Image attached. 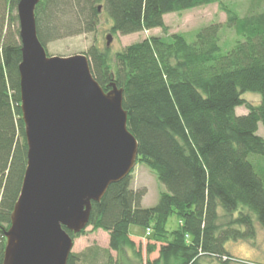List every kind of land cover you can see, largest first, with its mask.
<instances>
[{"label":"trees","instance_id":"1","mask_svg":"<svg viewBox=\"0 0 264 264\" xmlns=\"http://www.w3.org/2000/svg\"><path fill=\"white\" fill-rule=\"evenodd\" d=\"M251 2L244 16L221 0H41L35 8L42 46L93 33L98 6L111 19L110 33L122 36L161 29L164 15L218 4L225 25L240 39L221 53L220 24L204 26L188 43L181 34L149 37L123 48L110 61L108 51H86L92 76L104 92L111 83L122 90L127 129L138 145L136 163L147 166L166 188L155 206L142 208L147 190L132 189V173L111 184L92 202L88 227L108 235L105 250L71 253L67 264H126L128 248L140 264H243L228 242L253 241L264 234V0ZM0 0V264L10 217L27 166L21 118V44L17 6ZM247 92L258 105L245 103ZM242 106L247 113L236 115ZM179 225L167 231L168 217ZM224 220V226L220 224ZM150 229L156 242L148 255L130 239V227ZM72 240L83 236L66 231ZM159 244V245H158ZM158 245V246H157ZM112 253L116 256L113 259Z\"/></svg>","mask_w":264,"mask_h":264},{"label":"water","instance_id":"2","mask_svg":"<svg viewBox=\"0 0 264 264\" xmlns=\"http://www.w3.org/2000/svg\"><path fill=\"white\" fill-rule=\"evenodd\" d=\"M20 0L21 118L27 166L10 214L2 264H67L89 224L92 202L131 174L138 159L122 90L95 82L85 54L50 56L39 42L35 8ZM98 12L101 7L98 6ZM111 43V35L105 38Z\"/></svg>","mask_w":264,"mask_h":264},{"label":"rangeland","instance_id":"3","mask_svg":"<svg viewBox=\"0 0 264 264\" xmlns=\"http://www.w3.org/2000/svg\"><path fill=\"white\" fill-rule=\"evenodd\" d=\"M226 3L232 11H235L239 16H244L251 2L248 0H221ZM225 13L219 11L218 4L213 3L208 6H201L199 8H192L191 10L182 11L179 14L169 13L164 15V24L168 28L166 33H163L161 29L142 31L136 34H128L125 36L117 33L112 35L110 33L111 19L108 18L106 12L101 7L99 12V21L95 27L93 33H85L74 35V37L64 38L62 40H55L52 43H47L45 51L50 56H71L75 54H86V51L90 46H95L101 51H108L110 61L114 64L115 56L122 51L123 48L130 44L139 43L140 41L149 39V37H169L172 34L183 35L188 43H192L195 39V34L204 26L211 25L212 23L220 24V43L221 53L229 51L236 40L240 37L235 32L225 25ZM111 35V43L109 47L106 45V36ZM241 98L245 103L252 105H258L260 102L259 95H255L247 92L242 95ZM236 115H244L247 113L246 108L238 106L236 108ZM257 135L264 139V129L262 125L258 127ZM131 188L142 189L146 188L147 192L142 200L141 207L148 208L156 205L160 193L166 192V188L160 184L156 176L151 170L140 163H136L132 172ZM166 224L167 231H174L179 225V220L171 215L168 217ZM225 221L221 220L220 224L224 226ZM130 239L135 243V249L141 252L142 261L150 258L157 257V252L151 255L146 254L145 248L147 244L156 242L151 238L152 232L150 229L144 230L139 227H130ZM85 234L81 237L73 239L72 253H81L89 248H100L105 250L108 247V235L105 232L91 231V227L85 229ZM159 245V244H158ZM157 245V246H158ZM231 256L238 258L243 264H264V234L259 227H257L256 238L253 241H233L228 242L225 245ZM113 259L116 254L112 253ZM124 260L126 264H140L136 262L133 253L126 248ZM205 264H216L215 261L206 260Z\"/></svg>","mask_w":264,"mask_h":264},{"label":"crops","instance_id":"4","mask_svg":"<svg viewBox=\"0 0 264 264\" xmlns=\"http://www.w3.org/2000/svg\"><path fill=\"white\" fill-rule=\"evenodd\" d=\"M130 231V230H129Z\"/></svg>","mask_w":264,"mask_h":264}]
</instances>
